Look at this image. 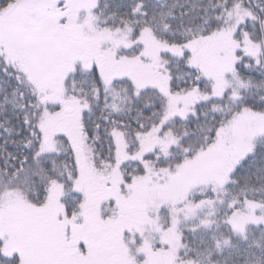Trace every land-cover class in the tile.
Segmentation results:
<instances>
[{"label": "snow or ice", "instance_id": "obj_1", "mask_svg": "<svg viewBox=\"0 0 264 264\" xmlns=\"http://www.w3.org/2000/svg\"><path fill=\"white\" fill-rule=\"evenodd\" d=\"M0 264H264V0H0Z\"/></svg>", "mask_w": 264, "mask_h": 264}]
</instances>
